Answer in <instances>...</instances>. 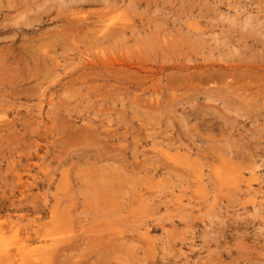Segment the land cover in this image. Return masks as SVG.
Listing matches in <instances>:
<instances>
[{
	"label": "rangeland",
	"instance_id": "rangeland-1",
	"mask_svg": "<svg viewBox=\"0 0 264 264\" xmlns=\"http://www.w3.org/2000/svg\"><path fill=\"white\" fill-rule=\"evenodd\" d=\"M0 229V264H264V0H0Z\"/></svg>",
	"mask_w": 264,
	"mask_h": 264
},
{
	"label": "bare ground",
	"instance_id": "bare-ground-1",
	"mask_svg": "<svg viewBox=\"0 0 264 264\" xmlns=\"http://www.w3.org/2000/svg\"><path fill=\"white\" fill-rule=\"evenodd\" d=\"M8 231H13L15 234L14 236H16V234H17V231H14L13 227ZM4 237H5V232L2 229H0V261L2 259L9 261L13 257H18V256L24 255L25 251H27L28 246L25 243L21 244L20 246L14 248L12 250L10 247H8L9 245L5 241ZM10 243H12V242H10ZM30 250H28V251H30Z\"/></svg>",
	"mask_w": 264,
	"mask_h": 264
}]
</instances>
